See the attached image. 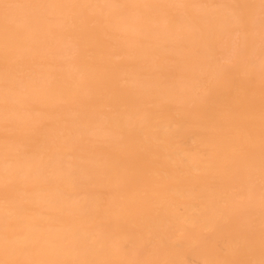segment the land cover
<instances>
[{
    "label": "bare ground",
    "instance_id": "obj_1",
    "mask_svg": "<svg viewBox=\"0 0 264 264\" xmlns=\"http://www.w3.org/2000/svg\"><path fill=\"white\" fill-rule=\"evenodd\" d=\"M0 264H264V0H0Z\"/></svg>",
    "mask_w": 264,
    "mask_h": 264
}]
</instances>
